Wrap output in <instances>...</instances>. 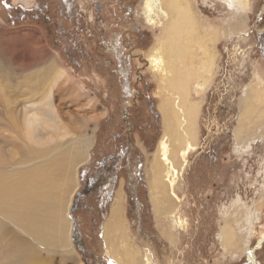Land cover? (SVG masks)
Returning <instances> with one entry per match:
<instances>
[{
    "label": "rangeland",
    "instance_id": "1",
    "mask_svg": "<svg viewBox=\"0 0 264 264\" xmlns=\"http://www.w3.org/2000/svg\"><path fill=\"white\" fill-rule=\"evenodd\" d=\"M192 2L200 20L216 28L217 58L198 78L206 88L192 86V97L202 103L198 144L175 187L183 225L175 226L176 239L170 240L160 221L171 215L158 217L149 191L165 127L159 109L164 91L147 61L160 27L147 23L145 0H0V132L25 142L4 97L22 91L33 81L28 76L44 67L32 53L37 45L67 71L68 80L50 89L74 145L92 141L77 171L69 214L95 257H85L72 240L76 252L67 263L66 253L45 254L52 264H114L102 237L119 189L134 248L139 255L151 252L153 264H255L250 250L264 264V120L243 138L235 133L243 98L251 86L264 84V0ZM45 99L40 94V103ZM101 158L119 165L114 191L86 192ZM226 218L240 238L234 247L222 237Z\"/></svg>",
    "mask_w": 264,
    "mask_h": 264
},
{
    "label": "bare ground",
    "instance_id": "2",
    "mask_svg": "<svg viewBox=\"0 0 264 264\" xmlns=\"http://www.w3.org/2000/svg\"><path fill=\"white\" fill-rule=\"evenodd\" d=\"M143 7L147 23L160 27L147 61L164 91L159 109L165 128L151 163L149 191L158 217L171 215L168 221H160L161 234L175 240V226L183 225L176 213L180 197L175 187L199 136L202 103L192 97V86L202 90L207 86L199 84L198 78L203 76L202 68L210 72L216 65L217 32L213 24L207 26L200 20L192 0H145ZM32 53L34 59L46 62L44 67L28 76L27 80L33 81L22 91L4 97L8 116L15 117L25 142L0 132V264H52L45 254L55 252L66 253L63 260L67 263L76 252L69 211L79 184V165L88 159L84 149L92 141L74 145L72 132L52 104L50 85L68 80L67 71L43 46H34ZM192 55H201L200 61L193 60ZM263 85L251 86L242 100L235 132L238 138L249 135L252 126L264 120ZM40 94L46 96L44 103L38 100ZM61 127L62 132L58 130ZM119 190L103 227L108 254L114 264H153L151 252L139 255L134 248L135 240L124 217L125 192ZM234 229L226 218L222 237L231 246L240 240ZM250 251L251 258L257 260ZM138 257H143L141 262Z\"/></svg>",
    "mask_w": 264,
    "mask_h": 264
},
{
    "label": "flooded vegetation",
    "instance_id": "3",
    "mask_svg": "<svg viewBox=\"0 0 264 264\" xmlns=\"http://www.w3.org/2000/svg\"><path fill=\"white\" fill-rule=\"evenodd\" d=\"M118 166L119 165L115 162L112 161L110 162L108 159L101 158L95 164V170L92 172V174L89 177V181H88L89 188H87L89 190H87L86 192L90 191V188L94 189V187H96L97 191L102 195L113 192L116 185L112 186L111 182L113 181L114 178L116 177L118 178V174L116 173V170H119ZM81 190L78 191V195H81V193H79L81 192ZM76 222L77 220H75V223ZM75 223L72 226L73 232L71 236L74 244L77 247V251L79 249L82 254L88 255L85 256L87 258L95 257L91 255L88 245L79 236Z\"/></svg>",
    "mask_w": 264,
    "mask_h": 264
},
{
    "label": "water",
    "instance_id": "4",
    "mask_svg": "<svg viewBox=\"0 0 264 264\" xmlns=\"http://www.w3.org/2000/svg\"><path fill=\"white\" fill-rule=\"evenodd\" d=\"M250 252H251V251H250ZM249 259H250L251 262H253V263H255V264H260L255 258H253V259L251 258V254H250V258H249ZM251 259H252V260H251Z\"/></svg>",
    "mask_w": 264,
    "mask_h": 264
}]
</instances>
